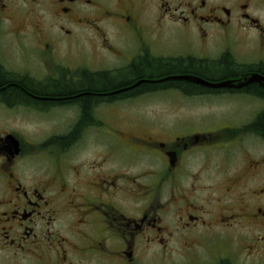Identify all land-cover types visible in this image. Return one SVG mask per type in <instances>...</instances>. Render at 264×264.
Instances as JSON below:
<instances>
[{"label":"flooded vegetation","instance_id":"af4514ba","mask_svg":"<svg viewBox=\"0 0 264 264\" xmlns=\"http://www.w3.org/2000/svg\"><path fill=\"white\" fill-rule=\"evenodd\" d=\"M217 103L249 118L134 114ZM250 240L264 0H0V264H235Z\"/></svg>","mask_w":264,"mask_h":264},{"label":"rangeland","instance_id":"374dc122","mask_svg":"<svg viewBox=\"0 0 264 264\" xmlns=\"http://www.w3.org/2000/svg\"><path fill=\"white\" fill-rule=\"evenodd\" d=\"M139 118L145 120H152L154 123H178L181 121L191 120L194 123H211L218 121H228V120H241L249 118L248 109L240 106L239 108L231 109L225 103L214 104L212 110L199 109L191 112H161V111H145L139 110L135 112ZM209 119L211 120H208ZM217 122V123H218ZM28 130H33V127L29 123H25ZM36 132V127L34 128V133ZM251 249L246 253H237L234 249V261L235 264H264V249L263 243H258L255 240H250ZM205 253V251H200V254ZM209 254V253H208ZM182 255L173 254L171 257V263L180 264L182 262ZM174 261V262H173Z\"/></svg>","mask_w":264,"mask_h":264},{"label":"water","instance_id":"95a60500","mask_svg":"<svg viewBox=\"0 0 264 264\" xmlns=\"http://www.w3.org/2000/svg\"><path fill=\"white\" fill-rule=\"evenodd\" d=\"M250 81V79L249 80H245V81H243V82H239L237 85H235V84H231V83H225L224 85H219V86H221V87H231V88H239V87H243V86H245L246 84H248V82ZM232 83H234V82H232Z\"/></svg>","mask_w":264,"mask_h":264}]
</instances>
